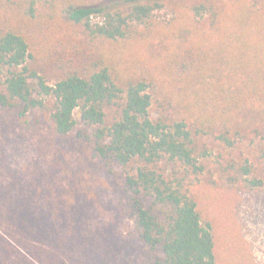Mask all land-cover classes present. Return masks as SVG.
<instances>
[{"label":"trees","instance_id":"obj_1","mask_svg":"<svg viewBox=\"0 0 264 264\" xmlns=\"http://www.w3.org/2000/svg\"><path fill=\"white\" fill-rule=\"evenodd\" d=\"M165 9L169 17L157 14ZM34 63L60 76L47 83ZM38 110L62 149L113 177L120 220L131 222L121 242L136 251L123 264H215L193 192L210 156L198 141L249 148L242 161L218 163L210 186H264V130L244 132L248 118L264 121V0H0L1 173ZM53 167L34 162L7 185L0 177V264L71 263L38 222L39 206L55 205Z\"/></svg>","mask_w":264,"mask_h":264},{"label":"rangeland","instance_id":"obj_2","mask_svg":"<svg viewBox=\"0 0 264 264\" xmlns=\"http://www.w3.org/2000/svg\"><path fill=\"white\" fill-rule=\"evenodd\" d=\"M157 14L170 16L166 9ZM34 67L47 83H53L60 76V71L51 63H34ZM156 108L154 105L153 113ZM169 112L175 114L177 109L170 108ZM115 115L114 110L109 112L107 122L111 123ZM261 121L248 118L244 132L251 134L255 127L264 130V121ZM27 122L23 123L24 128L28 126L29 129L21 132L25 136L16 145L19 156L12 162L11 158L6 161V173L0 172V177L6 175V185L16 177L26 178L28 174L20 171L32 168L34 162L40 170H45L49 161L57 169V184L46 189L47 197L55 205L46 202L39 206L41 217L38 222L51 232L55 238L53 243L58 244V252L64 257L67 254L70 264H123L133 258L136 251H128L121 242L131 222L127 218L120 220L113 177L98 168L94 160L87 159V154L62 149L64 143L51 135L46 116L39 110L35 115H29ZM81 127L82 124H78L76 130ZM198 146L210 156L202 159L204 184L195 187L193 192L211 224L216 246L215 264H264V186L258 190L242 189V183L235 188L210 186L215 185L212 181L216 179L218 163L225 164L231 158L242 161L250 155L247 143L226 150L213 136H206L199 138ZM217 155L221 156L219 162H216ZM16 171L18 174L13 175ZM62 207L73 212L70 217L75 220V230L70 226L72 218L60 220L55 214L54 211ZM36 240L49 248L47 241ZM76 240L81 242V250ZM109 257L113 259L111 262L107 261ZM79 258L85 263L78 261Z\"/></svg>","mask_w":264,"mask_h":264}]
</instances>
